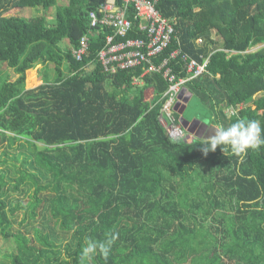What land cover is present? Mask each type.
<instances>
[{
	"label": "trees",
	"instance_id": "1",
	"mask_svg": "<svg viewBox=\"0 0 264 264\" xmlns=\"http://www.w3.org/2000/svg\"><path fill=\"white\" fill-rule=\"evenodd\" d=\"M104 2L0 0V149L18 152L0 160V236L16 248L0 264H81L85 238L110 235L107 260L91 264H264V146L241 162L219 146L205 155L196 137L171 140L159 122L161 74L134 87L141 69L107 75L97 60L113 30L90 28L89 14ZM14 9L42 15H8ZM157 9L175 20L182 52L208 60L185 85L209 114L199 120L228 126L241 117L264 129V47L249 52L264 45V0H160ZM125 15L127 38H143L131 7ZM37 64L41 77H27ZM169 66L186 77L179 58ZM181 107L172 115L189 134Z\"/></svg>",
	"mask_w": 264,
	"mask_h": 264
},
{
	"label": "built area",
	"instance_id": "2",
	"mask_svg": "<svg viewBox=\"0 0 264 264\" xmlns=\"http://www.w3.org/2000/svg\"><path fill=\"white\" fill-rule=\"evenodd\" d=\"M159 1L122 0L123 6L119 8L115 6L114 0H105L99 10L100 15L95 12L89 14L90 28L102 26L113 30V35L105 38V44L98 53L97 59L107 75L139 68L142 71L140 77L132 81L133 86H139L143 77L154 73L161 74L168 88L164 94L167 99L161 109L159 122L171 140L187 141L189 134L180 125L175 124L172 110H177L182 105L180 99L185 85L205 73L208 60L199 63L182 52L175 35V20L161 15L157 9ZM128 7L133 9L134 18L140 22V30L145 34L143 38H127L132 27L125 15ZM88 40L86 35L80 38L78 49L73 51L76 60L80 61L87 55ZM174 40L176 47L170 51L169 57L155 64L154 59L165 52ZM200 43L201 40L198 41V44ZM178 58L187 74L184 78H177L169 66V60ZM235 112L231 109L226 110L229 115Z\"/></svg>",
	"mask_w": 264,
	"mask_h": 264
},
{
	"label": "clouds",
	"instance_id": "3",
	"mask_svg": "<svg viewBox=\"0 0 264 264\" xmlns=\"http://www.w3.org/2000/svg\"><path fill=\"white\" fill-rule=\"evenodd\" d=\"M208 125V121L202 122ZM214 135L203 139L200 143L201 150L206 155L215 151L219 146L225 155L237 157L241 162L245 159L249 150H258L264 146V129L256 120L237 117L228 126L216 124L212 126ZM192 138V135L189 133ZM116 240L115 235L106 236L103 241L92 237L85 238L81 249V264H91L95 257L100 256L107 260L112 245Z\"/></svg>",
	"mask_w": 264,
	"mask_h": 264
},
{
	"label": "rangeland",
	"instance_id": "4",
	"mask_svg": "<svg viewBox=\"0 0 264 264\" xmlns=\"http://www.w3.org/2000/svg\"><path fill=\"white\" fill-rule=\"evenodd\" d=\"M65 0H59V4H63ZM16 15V16H19V17H22V18H26V19H30V18H34V17H37L38 15H42V11L40 9H23V10H19V9H14L12 11H9L8 15ZM45 17H46V21L48 23H51L53 22V19H54V9H50L48 11L47 14H45ZM142 23H144V21H142ZM262 47H264V45H258L252 49L249 50V52H255L259 49H261ZM51 68V70H50ZM49 68V71L53 72L54 69L53 67L51 66ZM2 69H5V67H2ZM42 70L43 68L41 67L40 64H37L34 66V68L27 72V77L33 75V77L35 76V79L37 77V73H42ZM7 72L9 73L10 75V81L13 82L15 79H16V76L12 73V71H8ZM51 75V73H49ZM34 86H38V84H35ZM33 86V87H34ZM151 92L152 90H147L145 91V97L147 99H150V96H151ZM184 95V94H182ZM209 114L208 112L202 108V106H200L198 104V102L196 101V98L193 96H191L189 102L187 103L186 105V109L185 111L183 112V115H182V119H184L186 122H189V123H194V120H197L199 121V118H208ZM204 121V120H203ZM195 125V124H194ZM192 127V126H191ZM191 140V136L189 135L187 137V142ZM5 152L8 156H17L18 152L14 150H11V149H8V150H3L2 148L0 149V160L2 158V153ZM19 163V162H18ZM0 168H2V166L0 165ZM10 196H17V195H13V194H10ZM16 198V197H15ZM11 253H16V248H15V243H14V240L12 238H9V239H4L0 236V260L2 259V256L3 255H9Z\"/></svg>",
	"mask_w": 264,
	"mask_h": 264
},
{
	"label": "crops",
	"instance_id": "5",
	"mask_svg": "<svg viewBox=\"0 0 264 264\" xmlns=\"http://www.w3.org/2000/svg\"><path fill=\"white\" fill-rule=\"evenodd\" d=\"M42 73H40V72L37 73V77H41ZM49 73H51V71ZM16 78H17V76H16ZM141 85H139V86H141ZM147 90H152V88H149ZM183 94L184 95L181 96L182 99H180V100H182L181 101L182 103H183V98L186 99V98H188V96H191V94L188 92V90L186 88H184ZM152 96H153V90L151 92L150 99L146 98V100H151ZM194 123H196V124L192 125V127L190 129L194 133V137L198 138V140L203 141V139H207V138L211 137L212 135H214V129L212 128V126H214L213 124L211 125V124L208 123V125H204L202 123V121H200V120L199 121L194 120ZM191 139L193 140V136H192ZM191 141H189V142H191Z\"/></svg>",
	"mask_w": 264,
	"mask_h": 264
},
{
	"label": "water",
	"instance_id": "6",
	"mask_svg": "<svg viewBox=\"0 0 264 264\" xmlns=\"http://www.w3.org/2000/svg\"><path fill=\"white\" fill-rule=\"evenodd\" d=\"M190 98H191V96H188V98H186V99H184L183 98V103H182V107H181V109H180V111H179V115H182L183 114V112L185 111V108H186V105H187V103L189 102V100H190ZM181 99H182V97H181ZM179 106V104H177V107ZM194 124H196V123H189V122H186L185 124H183V127L186 129V130H188V132L194 137V133L192 132V130L190 129L191 128V126L192 125H194Z\"/></svg>",
	"mask_w": 264,
	"mask_h": 264
}]
</instances>
